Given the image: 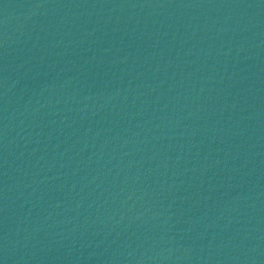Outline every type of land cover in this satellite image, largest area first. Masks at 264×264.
Instances as JSON below:
<instances>
[{
	"label": "water",
	"instance_id": "water-1",
	"mask_svg": "<svg viewBox=\"0 0 264 264\" xmlns=\"http://www.w3.org/2000/svg\"><path fill=\"white\" fill-rule=\"evenodd\" d=\"M0 264H264V0H0Z\"/></svg>",
	"mask_w": 264,
	"mask_h": 264
}]
</instances>
